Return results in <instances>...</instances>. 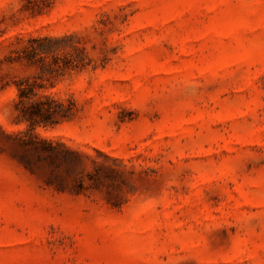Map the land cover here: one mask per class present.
Wrapping results in <instances>:
<instances>
[{
    "label": "rangeland",
    "instance_id": "rangeland-1",
    "mask_svg": "<svg viewBox=\"0 0 264 264\" xmlns=\"http://www.w3.org/2000/svg\"><path fill=\"white\" fill-rule=\"evenodd\" d=\"M51 2L0 0V264H264V0ZM45 36L88 64L47 80Z\"/></svg>",
    "mask_w": 264,
    "mask_h": 264
},
{
    "label": "trees",
    "instance_id": "trees-1",
    "mask_svg": "<svg viewBox=\"0 0 264 264\" xmlns=\"http://www.w3.org/2000/svg\"><path fill=\"white\" fill-rule=\"evenodd\" d=\"M52 0H27V7L33 10H42L51 5ZM34 40V39H33ZM38 40L41 44L37 47H27L24 49V56L31 61L32 64L41 63L42 68L48 66L51 68L53 76L47 78L51 80L52 77L61 75L66 69H83L88 64L84 58L79 56L68 59L65 55L54 52L52 48L47 46L52 42L58 41L56 37H42ZM83 51V47H77V51ZM53 53L54 60L60 62H45L46 56ZM39 78L41 80H39ZM39 78H25L18 82V100L16 102L19 111L18 116L21 121L28 124L29 128L25 134L35 138L39 142L51 143V141L41 138L34 130L37 126H54L62 120L71 116L74 110V102L57 99L54 96L40 92V89L45 87L44 75Z\"/></svg>",
    "mask_w": 264,
    "mask_h": 264
}]
</instances>
